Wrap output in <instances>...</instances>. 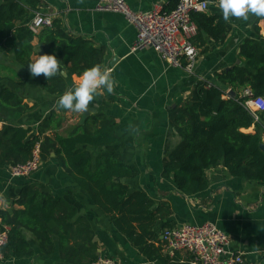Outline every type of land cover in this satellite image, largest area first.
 Masks as SVG:
<instances>
[{
	"label": "crops",
	"instance_id": "obj_1",
	"mask_svg": "<svg viewBox=\"0 0 264 264\" xmlns=\"http://www.w3.org/2000/svg\"><path fill=\"white\" fill-rule=\"evenodd\" d=\"M38 1V5L30 7L31 14L25 25H29L33 15L40 12L53 20L60 19L68 34L86 39L96 48L103 47V67L113 70L117 86L111 94L101 91L81 122L83 113L60 109L56 105L57 99L73 89L81 77L70 64L61 65L62 74H59L65 81V90L51 94L42 88L37 77H32L28 69L15 61L12 54L0 52V81L31 108L18 120L5 122L0 119V131L7 125L20 127L30 129L32 137L54 112V120L59 119L60 125L46 134L56 132L66 137L80 125L92 129V116L103 115L112 121L118 141L103 147H79L90 152L92 169H95L94 161L101 153L119 156L133 171V176L125 180L129 193H145L152 203V211L159 204L166 205L169 215L158 220L153 228L159 240L167 227L209 222L229 237V252L241 254L243 264H264L263 184L230 175L220 162L205 172L207 189L187 196L177 190L171 178L162 175L164 160L181 142L173 124L176 109L188 101L198 81L215 84L217 73L241 64L238 50L243 41L258 38L264 42V20L256 16H250L248 20L231 18L228 20L231 30L222 44L213 43L201 33L202 43L195 44L198 52L196 64L193 72L187 73L182 67L166 64L151 49L133 51L135 28L120 14L96 11L92 0ZM125 2L133 11L148 12L157 4L168 7L171 0ZM23 4L28 5L25 1ZM203 13L222 15L219 0L210 3ZM255 26L259 28L258 33ZM32 45L31 61L34 62L43 54L37 38ZM253 131L254 127L247 130ZM25 185L55 200H63L75 210V218L83 217L92 228L99 259L111 258L115 264H157L147 260L115 229L109 217L71 177L59 157L52 154L26 178L12 177L6 164L0 167V209L9 214L22 209L17 201ZM21 232L30 244L32 257L1 258L0 264H68L59 257L56 237H53L52 252L47 253L39 249L31 232ZM162 254L174 258L177 264L185 263L191 257L186 252H171L168 248L163 249Z\"/></svg>",
	"mask_w": 264,
	"mask_h": 264
},
{
	"label": "trees",
	"instance_id": "obj_2",
	"mask_svg": "<svg viewBox=\"0 0 264 264\" xmlns=\"http://www.w3.org/2000/svg\"><path fill=\"white\" fill-rule=\"evenodd\" d=\"M178 2L171 0L163 10L172 11ZM38 4V0H0V52L12 54L18 64L29 70L34 53L32 42L37 38L43 55L55 54L60 65L70 64L78 76L94 65L104 66L105 49L68 34L60 19H54L50 27L38 34L31 31L25 21L31 14L30 7ZM191 19L196 26L191 40L195 48L198 41L202 43L201 33L213 43L222 44L231 30L221 14L196 12ZM255 31H259L257 26ZM238 55L240 65L217 73L215 84L198 81L188 101L173 116L181 142L164 160L162 175L171 178L181 194L190 196L205 191L208 186L205 172L220 162L230 175L264 185V151L260 149L264 111L258 112L255 120L243 106L250 97L264 99V42L246 39L239 46ZM37 78L51 94L65 90V81L59 74L49 79L41 74ZM229 90L235 92L234 98L227 95ZM246 90L252 96H244ZM30 109L0 81V119L15 121ZM55 116L52 112L32 137L30 129L4 126L0 131V167L27 162L39 143L40 160L44 162L52 154L59 157L79 187L147 260L177 264L174 258L163 256L162 250L167 246L153 230L158 220L169 215L166 205L159 204L152 211L145 193H129L125 180L133 176V171L122 158L101 153L92 169L90 152L79 147H103L117 142L112 121L96 114L91 118L92 129L80 125L66 137L56 132L47 135L48 130L55 131L60 125ZM251 127L254 131L247 132ZM17 204L22 209L11 214L0 209V227L7 231V242L0 249L3 260L32 257L33 251L22 230L31 232L39 249L47 253L52 252L56 237L59 257L68 264H95L99 260L90 224L83 217L75 218V210L63 200L25 185ZM182 264H192V256Z\"/></svg>",
	"mask_w": 264,
	"mask_h": 264
},
{
	"label": "built area",
	"instance_id": "obj_3",
	"mask_svg": "<svg viewBox=\"0 0 264 264\" xmlns=\"http://www.w3.org/2000/svg\"><path fill=\"white\" fill-rule=\"evenodd\" d=\"M92 1L95 2L96 11L120 14L135 28L133 51L151 49L169 66L182 67L187 73L193 72L198 52L191 42L196 33L191 15L206 12L209 2L179 0L170 12H165L159 4L148 12H137L131 10L125 0ZM52 20L51 16L36 12L28 26L37 33L50 27ZM243 95L252 96L249 90L244 91ZM243 106L257 120L258 112L264 111V99L250 97ZM40 163V147L36 143L31 158L23 164L9 165L8 172L15 178H26L37 171ZM161 238L171 252L182 251L191 255L192 264H243L241 254L229 252V237L209 222L165 228ZM6 242L7 231L0 227V249ZM95 264L115 263L111 258H103Z\"/></svg>",
	"mask_w": 264,
	"mask_h": 264
},
{
	"label": "clouds",
	"instance_id": "obj_4",
	"mask_svg": "<svg viewBox=\"0 0 264 264\" xmlns=\"http://www.w3.org/2000/svg\"><path fill=\"white\" fill-rule=\"evenodd\" d=\"M219 8L225 21L231 18L248 20L250 16L264 17V0H219ZM30 75L43 74L47 79L62 74L61 65L55 54H44L28 65ZM112 69L97 64L84 70L73 89L66 91L56 101L60 109L78 113L91 111L90 105L101 91L114 92L117 81Z\"/></svg>",
	"mask_w": 264,
	"mask_h": 264
},
{
	"label": "water",
	"instance_id": "obj_5",
	"mask_svg": "<svg viewBox=\"0 0 264 264\" xmlns=\"http://www.w3.org/2000/svg\"><path fill=\"white\" fill-rule=\"evenodd\" d=\"M227 95L230 96V97H233V98L236 96V94H235V92H234L233 90H229V91L227 92ZM89 112H90V111H89ZM89 112H87V113H83V115L81 116V122H82L83 119H85V117L88 115ZM260 149H261L262 151H264V143H262V144L260 145Z\"/></svg>",
	"mask_w": 264,
	"mask_h": 264
}]
</instances>
